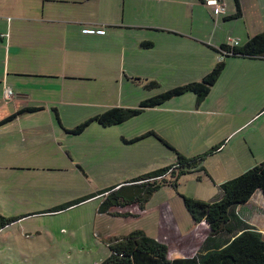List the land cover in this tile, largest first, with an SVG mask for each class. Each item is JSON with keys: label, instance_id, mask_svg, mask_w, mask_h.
<instances>
[{"label": "crops", "instance_id": "crops-1", "mask_svg": "<svg viewBox=\"0 0 264 264\" xmlns=\"http://www.w3.org/2000/svg\"><path fill=\"white\" fill-rule=\"evenodd\" d=\"M206 1L0 0V212L3 216H26L14 224L17 225L32 216L49 214L46 212L50 210L43 209L30 213L26 207L29 202L22 204L19 210L12 209L20 183L23 193L32 190L33 181L39 185L37 182L44 179L42 175L59 172L69 175L70 183L66 185L70 189L74 186V178L80 177L83 166L74 153L82 144L76 143L74 138L78 137L68 131L110 108H137L104 103L106 98L112 100L111 96H106L109 91L121 96L125 90L139 92L138 87L145 88L148 83L156 82L168 92L201 82L219 64L216 50L222 45H229L230 39L245 44L250 38L264 34V0H239L242 17L233 20L226 18L236 14L234 0H229L227 13L217 19L213 9L205 5ZM235 20L240 24L229 26ZM86 30L104 34H87ZM225 63V70L201 105H197L195 95L172 99L139 116L146 117L148 126L129 133H112L108 129L117 126L104 128L93 123L89 127L93 128L96 142L110 140L112 145L118 138L115 143L120 149L150 143L148 147L152 148L154 156H165L167 160L168 152L156 138L134 144L129 141L154 132L182 152L177 141H173L201 145L208 136L216 134V120H219L225 127L221 132L229 139L233 135L240 137L233 144L227 143L221 152L228 148L232 153L238 151L240 164L224 166L218 161L221 156L214 155L205 163L208 176L201 182L209 180L217 187L230 180L240 167L247 170L262 163L264 59L232 58ZM7 89L15 94L11 100L5 97ZM76 107L79 114L69 116V110ZM83 108L94 110L81 112ZM30 109L38 111L18 115L4 123ZM239 120L244 124L235 131L227 129L232 121ZM181 121H196V125L202 127L200 135L191 129L189 135L176 132L172 135ZM215 146L205 142V153ZM49 156H56L61 165L53 167ZM31 159L36 163L31 164ZM169 159L175 162L172 156ZM209 161L216 166L212 170L208 168ZM221 167L222 176L217 178L216 169ZM41 191L37 192L41 195L38 201L46 192ZM22 198L26 200V193ZM243 208L245 219L264 236L260 219L264 216V195L257 192ZM193 223L190 232L195 228L200 230V247L209 228L204 221ZM14 225L2 230L0 238L8 236Z\"/></svg>", "mask_w": 264, "mask_h": 264}, {"label": "rangeland", "instance_id": "rangeland-1", "mask_svg": "<svg viewBox=\"0 0 264 264\" xmlns=\"http://www.w3.org/2000/svg\"><path fill=\"white\" fill-rule=\"evenodd\" d=\"M224 1L226 7H229V0ZM238 24L240 22L235 20L229 26L232 27ZM138 89L139 92L125 90L121 96L109 91L106 96H111L112 100L106 98L104 103H118L123 106L138 107L142 101L156 97L168 90H165L164 87L145 89L142 86ZM189 94L194 96L192 93ZM78 110V107L72 108L69 110V112L71 111L69 116L79 114ZM93 110V108H83L81 112ZM66 113L68 115V110H66ZM80 114L84 115V113ZM240 121H232L233 124L228 125L227 129L235 131L240 124H244V121ZM216 123V134L208 136L205 142L213 145L224 143L225 146L227 143L233 144L240 140L237 135H233L229 139L226 134L221 132L222 127H225L220 124L219 120H216ZM142 126H148L146 117H137L108 129V131L117 134L129 133L142 128ZM190 129L199 136L202 127L197 126L196 121H181L176 124L175 130H172V135L175 132L178 135L182 133L189 135ZM85 132L82 137H79L81 136L79 135L76 136L78 138H74L76 143L82 144L80 150L77 149L78 151L74 155L83 163L80 177L76 175L74 178V186L70 189L66 185V183H70L68 182L69 175L59 172L42 175L44 179L41 178L37 182L39 185H36L33 181L32 190L29 189L30 191L26 190L23 193H21L20 183V192L17 191L14 197L13 210H19L22 204L25 205L26 202H29L26 207L30 210V213H35L40 209L48 211L58 205L66 204L67 201L79 200L101 190L125 185L132 179L169 167V165H172L170 163L175 164L177 161L175 153L164 145V150L168 152L167 160L164 159L165 156H154L152 148L148 147L150 143L130 145L128 149H120L118 143H115L118 138L112 145L110 140L106 142L98 140L97 143L92 127H88ZM242 138L244 140V137ZM176 141L182 152L173 148L188 158L205 153V142L201 145L191 146L189 143L179 140L173 142L176 143ZM158 143L161 142L158 141ZM41 152L48 153L47 151ZM35 154L37 153L33 155ZM171 156L175 162H169ZM215 157H220L218 161H222L224 166L233 163L240 164L239 160L241 158L238 151L232 153L230 148ZM48 159L53 167L61 165L56 156H49ZM252 159L253 161L256 160L255 157H252ZM69 161L72 160L69 159ZM27 162H29V159ZM30 163L36 162L31 159ZM207 163L208 168L211 170L216 167L211 161ZM50 164L49 166H51ZM253 167L246 168L247 170L244 169L245 167H240L233 175L230 174L232 175L230 180L243 175ZM222 169L223 167L216 169L215 176L217 178L222 176ZM55 170L59 171L58 169ZM19 174L21 173L15 174L16 177ZM48 186L49 189H46L45 187ZM40 190L46 192L41 197L42 199L38 201L40 194L37 192ZM30 192L31 194H29ZM24 193H26V200L22 198ZM219 194L220 185L216 187L209 180L198 181L196 174H188L183 176L178 188L170 186L161 188L152 196L143 210L136 207L115 210L116 212H129L130 216L99 214L98 209L103 201L102 197L93 198L61 213L32 216L31 219L25 220L22 224L12 226L10 234L5 235L7 238H0V264H102L110 257V242L138 231L144 232L148 237L166 245L169 249L170 259L193 256L198 251L201 235L198 233L200 231L198 228L190 232L194 223L185 208L183 197L197 199L195 197L198 196L203 199L202 201L211 202ZM260 219L263 223L261 225L264 226V216Z\"/></svg>", "mask_w": 264, "mask_h": 264}, {"label": "trees", "instance_id": "trees-1", "mask_svg": "<svg viewBox=\"0 0 264 264\" xmlns=\"http://www.w3.org/2000/svg\"><path fill=\"white\" fill-rule=\"evenodd\" d=\"M234 1L236 14L226 20L242 17L240 2L239 0ZM214 16L216 19L219 17L215 14ZM216 52L219 57L225 55V60L219 62L201 82L177 87L144 100L137 108H110L68 133L75 136L82 135L93 123L104 128L119 126L141 116L147 110L162 107L172 99L189 93L194 94L197 98V105H201L221 77L228 59H264V34L256 35L245 44L239 43L238 46L222 45ZM158 87L159 84L156 82H150L145 86L146 89H157ZM37 111L38 109L21 111L8 118L4 123L12 121L18 115ZM150 137L156 138L175 153L177 157L175 164L138 177L125 185L111 187L60 205L46 213H61L93 198L102 197L103 201L98 209L99 214L130 216L129 212H116L115 210L130 207L143 210L156 192L166 186L178 188L185 175L196 174L198 181H201L202 178L208 176L205 168L206 161L220 153L224 147V143H222L202 155L188 158L154 132H149L129 141V143H138ZM257 192L264 195V161L243 175L221 184L220 194L214 201L205 202L183 197L185 208L195 224L204 221L209 228L208 236L193 256L170 259L169 249L166 245L148 237L144 232L138 231L110 242V257L102 264H264V236L256 227L248 223L244 212H242L243 207L252 200ZM23 217L26 216L8 218L0 212V232L16 224Z\"/></svg>", "mask_w": 264, "mask_h": 264}, {"label": "built area", "instance_id": "built-area-1", "mask_svg": "<svg viewBox=\"0 0 264 264\" xmlns=\"http://www.w3.org/2000/svg\"><path fill=\"white\" fill-rule=\"evenodd\" d=\"M205 5L212 8L216 16L226 14V11H227L226 6L222 0H207L205 2ZM85 32L87 34H93V33L104 34V32L102 31L95 32L93 30H86ZM229 41H230V45L232 46H238L240 43L239 40H235V39H230ZM224 60H225V55H220L219 62H223ZM14 95L15 94L13 93L11 89H7L5 92V97L7 100H11L14 97Z\"/></svg>", "mask_w": 264, "mask_h": 264}]
</instances>
